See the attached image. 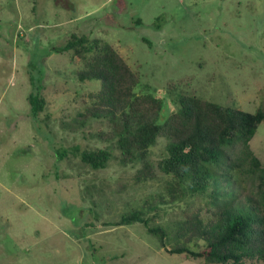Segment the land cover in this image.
Here are the masks:
<instances>
[{"label":"rangeland","instance_id":"rangeland-1","mask_svg":"<svg viewBox=\"0 0 264 264\" xmlns=\"http://www.w3.org/2000/svg\"><path fill=\"white\" fill-rule=\"evenodd\" d=\"M74 33L117 49L141 75L136 91L163 100L161 123L192 92L256 113L264 104V0H0V264H206L167 254L144 225H116L166 198L172 178L158 170L137 184L140 166H122L116 146L95 137L107 121L73 124L101 87L78 80L71 52L54 51ZM33 94L46 101L37 116ZM250 146L264 166V122ZM104 147L112 153L106 169L82 163L84 150ZM166 155L160 138L151 160ZM235 190L244 201L248 186ZM207 199L162 205L153 224L172 236L183 212Z\"/></svg>","mask_w":264,"mask_h":264},{"label":"trees","instance_id":"trees-1","mask_svg":"<svg viewBox=\"0 0 264 264\" xmlns=\"http://www.w3.org/2000/svg\"><path fill=\"white\" fill-rule=\"evenodd\" d=\"M54 51L71 52L72 61L80 66L76 72L79 81L101 82L99 90L89 93L85 112L73 120L77 129L92 119L107 121L108 129L95 137L116 146L122 166H140L134 176L137 184L156 179L158 170L172 178L166 198L132 209L116 225H144L169 255L206 264L264 262V166L250 146L264 122V104L256 113H248L197 93L181 94L176 98L178 108L161 123L163 100L136 91L141 75L113 45L74 33L66 45ZM29 102L34 116L45 110L46 101L38 95H31ZM160 138L167 141V155L156 165L151 149ZM233 149H238L234 156L229 153ZM80 158L94 170L106 169L112 153L108 147L86 149ZM238 186L249 188L244 201L235 190ZM205 196L209 199L204 208L185 210L172 236L160 223L153 224L162 205ZM151 212L154 216L148 217ZM168 241L173 248L167 247ZM200 242V250L191 248Z\"/></svg>","mask_w":264,"mask_h":264}]
</instances>
